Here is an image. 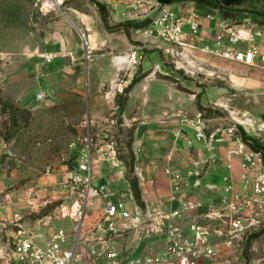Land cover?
Returning a JSON list of instances; mask_svg holds the SVG:
<instances>
[{"label":"crops","instance_id":"obj_1","mask_svg":"<svg viewBox=\"0 0 264 264\" xmlns=\"http://www.w3.org/2000/svg\"><path fill=\"white\" fill-rule=\"evenodd\" d=\"M105 2L100 1L99 4L107 8L104 15L111 30L106 29L102 12L96 5L91 11H75L79 14L83 29H72L66 20L57 23L45 20L33 32L32 43L24 54L0 57V93L3 104L8 109H13L17 124L29 120V133L47 136L46 141H38V146L31 148V151H49L54 146L63 150L62 157L54 163V175L46 181L52 186L65 182L70 173L68 166L62 163V159L72 153L71 140L67 139L68 127L73 126L81 132L82 129L91 128V125H102L112 114L120 112L132 125L125 130L132 133L129 151L135 156V175L143 192V202L146 205L144 207L152 211L174 207L167 204L168 189L162 192L159 189L147 190V187H159L164 185V181L168 185L170 179L168 181L164 177L167 170L181 171L186 179L184 200L203 205V208L187 213L180 223L188 226L194 218L204 223L201 215L210 206H217L224 196L226 177L231 178L236 191L242 189L243 160L237 155H230L237 146L230 140L213 144L212 150L207 142L198 141L187 121L214 106L215 110H228L235 117L246 115L256 121L264 118V69L195 52L194 55L202 66L216 74L212 78L201 77L199 80L204 86L198 87L195 82L184 79L183 73L166 65L170 62L164 54L167 43L143 35L140 30L145 27L135 29L126 26L115 29L119 25L144 21L134 19L132 9L121 0ZM181 4L182 14L196 13L203 17L208 13H218L193 1ZM262 10L264 8L258 12ZM257 16L263 18V15ZM199 21L205 29L210 30L209 21L204 18ZM81 32L86 36L90 53L79 38ZM187 39L197 42L193 37L187 36ZM42 45L44 53L40 52ZM135 51L141 58V64L130 69L124 77L119 74L122 59ZM49 56L54 57L51 62L46 60ZM54 62L56 64L52 65ZM156 66L159 71L152 74ZM120 76L126 80L123 94L126 102L122 109L118 104L119 96L113 98L110 93L111 84ZM173 79L177 83L173 84ZM39 94H44L47 98L40 101ZM1 131L0 124V195L31 176V170L23 167L26 164L24 159L18 158L15 153L14 140H4L7 134ZM22 131L20 127L11 129L14 137L19 136ZM190 132L194 134L197 146L192 145ZM7 151L13 152L15 157L8 158L4 154ZM49 155L50 153L47 154ZM73 163L77 164V170L79 159ZM122 163L117 168L108 162L97 163L93 167V177L99 185L108 186L116 200L124 201L127 209L131 211L137 202L131 184L124 177L126 163L124 160ZM40 180L42 182L45 179ZM29 184L28 182L25 187ZM54 188L53 193H49V188L47 191L34 192L33 189L23 194H7L0 204L1 220H11L13 214L18 213L16 208L21 203L17 204V195L22 197L23 205L33 200L38 202L43 196L49 197L52 202L58 201L61 192L58 187ZM105 202L102 198L96 199L90 210L98 203L102 204V209L91 213L88 210L83 219L79 243V249L83 252L88 251L86 241L93 237L91 228L101 220ZM57 210L59 211V207ZM58 211L54 218L47 216L32 223L25 221L38 246L44 247L58 229H64L61 223H67L68 220L63 219L60 212L57 214ZM68 228L70 229V225ZM66 231L70 234V230ZM99 235L96 233L95 236ZM110 246L119 253L120 258L125 259L161 253L165 248V241L163 238L144 237L139 240L135 231H129L117 237ZM222 252L224 263L239 264L241 258L236 251L223 248ZM202 261L211 264L209 261ZM101 263L105 264V261Z\"/></svg>","mask_w":264,"mask_h":264},{"label":"built area","instance_id":"obj_2","mask_svg":"<svg viewBox=\"0 0 264 264\" xmlns=\"http://www.w3.org/2000/svg\"><path fill=\"white\" fill-rule=\"evenodd\" d=\"M134 12L133 18L150 23L140 32L146 37L164 41L167 48L164 54L171 60L174 68L196 80L201 77L212 78L216 74L206 70L195 57V52L214 55L229 61L253 68L264 69V10L263 18L232 14L225 19L219 13H208L201 17L196 13H177L170 6L151 0H121ZM65 0H40L37 4L42 14L60 12ZM243 17V18H242ZM211 23L205 29L199 19ZM187 36L197 39L193 43ZM84 47L90 53L86 36L81 32ZM54 57L46 58L51 62ZM141 64L138 52H131L122 59L119 74L126 73ZM159 67L152 70L156 74ZM219 77V76H218ZM126 90V80L121 76L111 84L113 98L121 96ZM46 95L39 94L44 101ZM213 110L216 107H212ZM118 110V107H117ZM211 120L198 113L187 121L198 141L213 144L230 140L236 149L230 155L243 160L242 189L236 191L231 178H225L224 196L217 206H210L201 215L204 223L197 218L188 226L180 221L187 213L196 212L203 205L194 204L183 198L186 179L181 171L167 170L172 185L171 207L167 210L152 211L138 204L130 211L126 203L116 200L108 186L99 185L93 177V167L100 162H108L116 168L123 165L121 156L126 147L116 140L119 128H131L123 114L114 113L102 125H96L100 132L93 137L89 127L87 136L79 137L70 144L72 151L78 153L77 170L69 173L67 182L78 193L71 207L59 206L60 216L77 223L76 239L64 229H58L44 247L35 243L33 232L26 225L24 217L15 213L11 220H0V262L2 264H200V261H214L220 258L223 248L234 250L242 258L245 240L262 234L264 238V119L258 121L246 116L229 113L225 124L210 129ZM122 149V150H121ZM8 158L15 157L11 151L4 152ZM229 168L230 165H229ZM50 172L47 171V176ZM102 198L105 202L101 220L92 228L93 237L86 241L88 251L79 249L83 219L94 201ZM115 199V200H113ZM178 204V206L176 205ZM176 205V206H175ZM135 231L140 238H163L165 248L161 253H149L122 259L110 245L119 236ZM100 234L99 236H95ZM72 240V241H71ZM253 264H264V254Z\"/></svg>","mask_w":264,"mask_h":264},{"label":"rangeland","instance_id":"obj_3","mask_svg":"<svg viewBox=\"0 0 264 264\" xmlns=\"http://www.w3.org/2000/svg\"><path fill=\"white\" fill-rule=\"evenodd\" d=\"M40 0H0V57H6V56H12V55H20L24 54L28 48V46L32 43L33 39V32L35 33L38 28H40L45 22V20H48L52 23L60 22L61 20H66L68 22V26L71 27L74 30L83 29L84 26L82 25L79 14L75 11H83L86 9H95L97 3L100 1L105 2L106 0H65L64 5L61 7V10L63 12H51L48 14H42L40 10L37 7V4ZM155 1V0H151ZM106 3V2H105ZM182 4H176L172 5L170 8L174 10L177 13H182ZM260 13V12H259ZM253 16L258 15V13L252 14ZM80 40L82 39L80 35ZM83 41V40H82ZM84 43V42H83ZM56 62V61H55ZM54 62L55 65L56 63ZM169 67H174L171 60L170 62L166 63ZM175 69V68H174ZM176 70V69H175ZM177 71V70H176ZM184 79L195 82L198 87L204 86V84L200 83V80H196L190 76H186L183 73ZM174 80V79H173ZM177 83L176 80L173 81V84ZM190 98H192V95H190ZM0 93V124L2 132L7 135H11V129H15L16 127H20L23 131L20 132L19 136L12 137L10 140H14V150L15 153H17L18 158H23L24 162L26 164L23 165L24 168H27L31 170V176L30 178L26 179L24 182L21 181L17 186L8 189L5 193L0 195V204L3 200V197L11 192H21V194L25 192H30V190L34 189V192L37 190H46L49 189V193H52L55 191V187H58V191L61 193V197L58 201L52 202L51 199L47 196H43L40 201H31L24 203L21 201L22 197L20 195L19 199H17V204H20L21 206H18L16 208V212L20 213L24 217V221L27 222H35L37 220H43V218L47 216H51L54 218V214H56L57 208L62 205L66 204V206L71 207L73 205V202L77 200L78 193L76 191H73L67 182V180L61 184H52L46 183L48 181V178L52 175H54L53 169L55 168V161L62 157V149H60L57 146L51 147L49 151H38V153H35L33 150L31 151V148L38 146L36 143L38 141H46L47 136L45 135H33L29 133V120H23L20 124L13 122L15 119H13L14 113H12V108L8 109L6 105L3 104ZM10 111V112H9ZM203 114H205V117L209 120H211L210 123V129L214 130L217 127L220 126H227L225 124V120H221L222 118H226L229 116L228 110L219 109L213 110L212 108L205 109L202 111ZM10 115V116H9ZM71 125V124H70ZM10 129V130H9ZM89 127L82 129L81 132H78L76 128L73 126L68 127V140L77 141L79 137H86L88 133ZM129 129V128H128ZM9 130L7 133L6 131ZM100 132L96 126L94 127L91 125V133L93 134V137L96 133ZM130 130L126 131L125 129L122 130L121 128L118 129L117 132H115L116 140L119 142V144H122L121 147H126V153L120 157L121 160L124 158L125 161L129 162L131 160V151H129V144L132 133H129ZM17 133V131H16ZM189 137L192 139V145L197 146V142L195 140L194 134L192 132L189 133ZM59 138V137H57ZM56 137L54 138L55 141ZM58 141V140H57ZM36 144L35 146H33ZM71 144V143H70ZM55 145V144H54ZM42 149V147H38ZM122 150V149H121ZM50 153L49 156L47 154ZM21 158V159H22ZM78 159V153L76 151H72V153H69L68 156L63 160V164L68 166V171L71 172L73 170H76L77 164H74L73 161ZM49 170L50 174L47 176V171ZM56 174V172H55ZM124 177L129 182L132 181H138L137 176L135 175V171L132 173L130 168L127 167L124 169ZM164 177L167 178L169 181V176L165 173ZM41 178L45 179L44 181L40 182ZM69 178V175H68ZM30 183L29 186H26L27 183ZM130 183V182H129ZM169 184L161 185L159 187H147L149 189H159L160 191L164 192L167 189L169 190V200L167 202L168 206L171 205L170 200L172 198V185L170 181ZM139 184V183H138ZM141 195H142V203L143 202V192L141 190V187L139 185ZM143 187V191H144ZM23 191V192H22ZM149 195L148 192H145ZM134 196V195H133ZM40 198V196H37V198ZM115 200V199H113ZM21 201V202H20ZM44 201V202H43ZM54 201V199H53ZM46 202V204H44ZM140 205L139 203H137ZM145 205V204H144ZM141 206V205H140ZM146 207V205H145ZM144 207V208H145ZM102 209V204H96L95 208L90 210L89 213L93 211H100ZM60 210L57 212L59 214ZM56 218V217H55ZM1 220V217H0ZM67 223L62 222L61 227L66 229L70 225V235L73 237V239L77 237L78 231L76 230L77 223L73 222L70 218H67ZM262 234H258L254 237H250L249 239L245 240L244 246L242 249V258L239 260V264H253L254 260L260 259L264 254V238H262ZM1 250V245H0ZM224 254L221 251L220 258L214 261H209L211 264H226L224 263ZM238 263V262H237ZM200 264H205L204 261H200Z\"/></svg>","mask_w":264,"mask_h":264},{"label":"water","instance_id":"obj_4","mask_svg":"<svg viewBox=\"0 0 264 264\" xmlns=\"http://www.w3.org/2000/svg\"><path fill=\"white\" fill-rule=\"evenodd\" d=\"M188 1H193L199 5L213 9L221 14L225 19L231 18V12L229 9L235 8L256 13L260 9L264 8V0H157L159 4L164 6H172ZM244 15L245 13H242V16ZM40 52L44 53L43 45L40 48Z\"/></svg>","mask_w":264,"mask_h":264},{"label":"trees","instance_id":"obj_5","mask_svg":"<svg viewBox=\"0 0 264 264\" xmlns=\"http://www.w3.org/2000/svg\"><path fill=\"white\" fill-rule=\"evenodd\" d=\"M97 6L99 7L100 11L102 12V18H103V22L105 24L106 29L107 30H111L109 25H108L107 17H106V15H104L105 13H107L106 12L107 8L105 6L100 5L99 3H97ZM229 11L231 13L233 11L237 12L239 15H241L242 13H245L247 15L254 14V12L243 11V10H239V9H229ZM257 13H258V15L259 14L262 15L259 12H257ZM149 23H150L149 20H146V21H144L142 23H140V22H132V23H127L126 25H119L115 29H117V28L120 29L121 27H126V26L130 27V28L141 29V28H144V27L148 26ZM125 102H126V98L124 97V95L119 96L118 104L121 107V109L124 107ZM13 122L15 123L14 125L16 126V123H17L16 119ZM12 137H13L12 134L11 135H7L6 137H4V140L8 141ZM129 146H130V144H129ZM122 160L125 161L124 158ZM125 163H126V166L129 167L131 172L133 173L135 171V156H134V153L131 152V160L129 162L125 161ZM129 182L131 184V189H132V192H133V195H134V198H135L136 202L139 203L141 205V207H144V204L142 203V195H141V191H140V188H139L138 181L130 180Z\"/></svg>","mask_w":264,"mask_h":264},{"label":"flooded vegetation","instance_id":"obj_6","mask_svg":"<svg viewBox=\"0 0 264 264\" xmlns=\"http://www.w3.org/2000/svg\"><path fill=\"white\" fill-rule=\"evenodd\" d=\"M232 13L235 14V15L238 14L237 12H234V11Z\"/></svg>","mask_w":264,"mask_h":264}]
</instances>
